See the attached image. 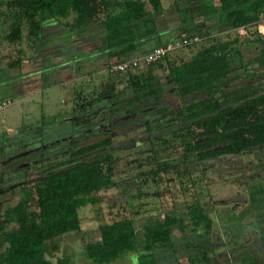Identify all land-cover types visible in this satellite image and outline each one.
Returning a JSON list of instances; mask_svg holds the SVG:
<instances>
[{
  "label": "trees",
  "instance_id": "16d2710c",
  "mask_svg": "<svg viewBox=\"0 0 264 264\" xmlns=\"http://www.w3.org/2000/svg\"><path fill=\"white\" fill-rule=\"evenodd\" d=\"M263 12L264 0H171L167 10L161 0H0V44L17 46L15 59L6 61L0 72L21 68L27 57L20 47L22 41L35 54L28 56V61L35 57L41 63L48 53L66 54V42L72 43L71 52L77 51L75 41L92 45L94 49L87 56L103 55L108 76L121 75L107 70L132 54L143 55L173 41L189 40L183 48L198 44L187 58L174 59L179 49L142 70H127L123 79L107 78L88 100L78 94L73 112L81 114L71 118L73 124L90 123V117H83L85 112L93 108V103L106 99L110 129L128 120L143 121L138 124L142 125L143 137L133 144L149 139L145 151L154 167L141 175L158 184L165 178L166 169L175 168L181 184L191 180L189 171L194 162L264 149V35L259 32ZM171 15L177 19L173 35L164 26ZM53 24L61 26L62 33L45 31ZM247 25L252 26L249 37L234 32ZM214 28L218 30L215 34L211 33ZM53 38L64 40L50 45ZM147 41L152 45L141 48ZM244 45L246 51L252 48V56H244ZM155 68L166 72L172 94L183 100L171 107L168 115L167 107L151 109L153 106L145 105L147 99L157 101L161 93ZM45 69L36 70L40 88L56 82ZM235 73L242 79L237 87L228 90V75ZM121 82L124 85L117 89ZM152 111L161 118L151 123L144 117ZM110 136L106 131L94 141L73 146L66 158L38 167L34 176L28 166L43 163L44 159L15 165L13 171L23 173L12 183H6L3 165L24 154L5 155L7 146L0 142V192L2 188L17 187L23 193L13 205L0 210V264H71L67 255H47L54 249L53 241L80 230L78 209L94 204V194L99 190L115 186L112 177L117 158L109 151ZM169 150L177 156L161 158ZM212 222L204 205L195 200L184 213L165 212L161 219L143 224L138 237L127 213L98 224L97 239L85 242L82 252L94 264H108L128 253H133L136 264H159L168 255L166 252L175 251L176 230L186 239L182 257L187 264H225L224 259L216 260L209 239ZM247 248L254 251L258 246L251 244Z\"/></svg>",
  "mask_w": 264,
  "mask_h": 264
},
{
  "label": "rangeland",
  "instance_id": "374dc122",
  "mask_svg": "<svg viewBox=\"0 0 264 264\" xmlns=\"http://www.w3.org/2000/svg\"><path fill=\"white\" fill-rule=\"evenodd\" d=\"M161 4L167 10L171 0H161ZM176 22L174 15L164 21L169 34L175 33ZM260 24L262 28L264 12L261 14ZM44 29L47 33L52 32L54 35L62 33L61 26L58 24ZM217 31L214 28L211 33L215 34ZM71 39L73 40L74 37L71 36ZM61 40L64 39L53 38L50 45L56 46ZM70 44L72 43L64 44L67 46L66 54L57 56L55 53L53 55L48 53L44 62L41 63L40 59L35 57L28 61L27 57L35 54H31L22 41L20 47L24 49L27 57H24L21 68L0 72V103L9 101L8 104L0 107V142L7 146H4L5 155L12 152H24L25 148L37 146L49 149L46 152L60 150L61 147L58 145L57 148L49 145L54 137H63L85 128L83 125L73 124L71 120L72 117L81 114L77 111L73 112L76 96L79 94L80 97L88 100L92 97V92H96L107 78H124L122 77L124 74L115 76L106 74L103 55L87 56L94 46L75 41L73 44L77 51L71 52ZM151 45L152 41H147L141 48H149ZM197 46L198 44L179 50L174 59L189 57ZM16 47L0 44V68L4 67L9 59H15ZM245 48L247 46H242L244 56H252V48L248 47L247 51ZM141 54L138 52L129 58H135ZM113 60V58L110 59V61ZM39 67L47 68L45 72H48L49 78L56 82L47 87H38L41 80L36 70ZM75 67L78 68L77 72ZM142 69L143 67H140L137 71ZM154 74L157 76L161 93L157 101L150 98L146 100L145 105L153 106L151 109L167 107L165 115H168L171 107L181 104L183 100L172 94L171 85L165 79L164 70L155 68ZM239 75L236 73L228 75V90L239 85L242 79ZM123 85L124 82L119 83L117 89ZM107 103V100L103 99L93 103V108L89 109L88 113L84 111L85 116L91 118L89 126L98 123L100 118L101 123L107 119L105 113ZM143 114L145 115V111ZM144 118H148L152 123L154 119H160L161 116L157 114V111H152ZM133 124L128 120L116 124L111 129L110 126H105L102 130L92 128L89 132L82 133V136H89V140L92 141L99 136H104L106 131L111 134L112 144L109 151L117 158L112 177L115 186L107 190H99L94 194L96 197L94 204H86L78 209L80 230L67 233L53 241L54 249L47 255L48 257L67 255L71 264H94L83 256L82 245L97 239L98 224L128 213L140 237L143 224L161 219L165 212L184 213L186 206L195 200L204 205L212 218L213 229L209 233V239L215 250L216 260L224 259L223 263H227V257H223L224 254L231 256L251 244L258 245L264 239V149H251L237 155L220 156L200 164L194 162L190 165L191 180L181 179L183 181L181 184L178 182L180 178L178 179L174 173L175 168H169L166 169L163 181L156 184L151 178H143L141 175L143 171L154 167V164H150L149 153L145 151L149 139L143 138L141 143L133 145V141L143 137L141 136L143 135L142 125L132 127ZM166 153L162 154L161 158L170 159L169 157L177 156L172 150ZM36 155L41 154L32 151L18 157L16 161L10 160V163L4 164L6 183L21 179L23 172H14L13 167L32 161ZM66 157L65 152L49 160L45 159L43 163L30 164L28 171L34 176L38 167L55 163ZM180 168L183 167L180 166ZM8 179L11 180L7 181ZM157 191H159L158 194H156ZM22 194L17 187L2 188L0 210L13 205ZM174 235L175 251L166 252L168 255H164L165 258L159 264H187L186 259L182 257L186 239L182 238L176 230ZM199 242L203 241L199 239ZM252 252L254 251L250 253ZM108 264H136V260L133 258V253H128L121 259Z\"/></svg>",
  "mask_w": 264,
  "mask_h": 264
},
{
  "label": "built area",
  "instance_id": "2783aa9c",
  "mask_svg": "<svg viewBox=\"0 0 264 264\" xmlns=\"http://www.w3.org/2000/svg\"><path fill=\"white\" fill-rule=\"evenodd\" d=\"M251 28L252 26L249 25L240 26L237 29H235L234 32L240 37H249ZM259 32L264 35V26L261 28V24L259 25ZM192 40L195 41L196 38ZM187 44H189V40L168 42L162 46L154 47L153 49L149 50L148 52H146L141 56L135 58H128L126 60L116 62L112 64L107 71L109 73L123 74L127 70H131V71L137 70L140 67L146 66L152 62L164 58L165 56L169 55L174 51L186 47ZM8 103H9L8 100L1 102L0 107L5 106Z\"/></svg>",
  "mask_w": 264,
  "mask_h": 264
},
{
  "label": "flooded vegetation",
  "instance_id": "af4514ba",
  "mask_svg": "<svg viewBox=\"0 0 264 264\" xmlns=\"http://www.w3.org/2000/svg\"><path fill=\"white\" fill-rule=\"evenodd\" d=\"M84 117H86V116H84ZM100 119H99L98 123H96V124L94 123L91 126H89L91 124V122L83 125V127H85V128L82 131H77L73 134H69V135H66L63 137H54L52 139V141L49 143V145H51L53 147H56L58 145V147H61L60 150L57 149L54 151L46 152L49 149H45V147L40 148L37 146V147H31L30 149L24 151L22 154H27V152L30 153L32 151L40 152L41 155H36V158L33 159L32 161H28V163L29 162H35L36 163L37 161H39L41 159L45 160L48 158H52L55 155L64 154L65 152L68 154L73 146L79 145V144L83 143L84 141L89 140V136H82V133L84 131L89 132L92 128L93 129L99 128L102 130V128H104L105 126H107V127L111 126L109 120L106 119L105 121H103V123H101ZM143 120L145 122L147 121L146 119H143ZM141 122H143V121H135L132 127H135L136 125L140 124ZM25 164H23V165H25Z\"/></svg>",
  "mask_w": 264,
  "mask_h": 264
},
{
  "label": "crops",
  "instance_id": "0c3cea01",
  "mask_svg": "<svg viewBox=\"0 0 264 264\" xmlns=\"http://www.w3.org/2000/svg\"><path fill=\"white\" fill-rule=\"evenodd\" d=\"M256 251L250 253L248 246L245 249H240L233 257L228 256L227 254V263L225 264H264V239L258 245Z\"/></svg>",
  "mask_w": 264,
  "mask_h": 264
},
{
  "label": "water",
  "instance_id": "95a60500",
  "mask_svg": "<svg viewBox=\"0 0 264 264\" xmlns=\"http://www.w3.org/2000/svg\"><path fill=\"white\" fill-rule=\"evenodd\" d=\"M20 154H22V153H20Z\"/></svg>",
  "mask_w": 264,
  "mask_h": 264
}]
</instances>
